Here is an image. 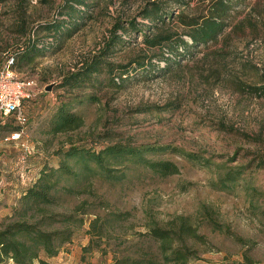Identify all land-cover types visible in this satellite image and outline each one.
Masks as SVG:
<instances>
[{
  "label": "rangeland",
  "instance_id": "374dc122",
  "mask_svg": "<svg viewBox=\"0 0 264 264\" xmlns=\"http://www.w3.org/2000/svg\"><path fill=\"white\" fill-rule=\"evenodd\" d=\"M149 1L160 2L171 14L164 25L149 27L141 18L139 11ZM186 1L188 6L172 0H105L72 35L60 37L35 29L60 18L64 0H0V69L7 56L16 61L29 40L52 43L31 65L16 67L17 76L31 83L23 102L28 122L22 139L5 141L19 128L10 118L0 121V228L18 219L14 214L21 209L23 192L43 168L58 167L59 153L70 146L98 151L109 144H169L210 162L197 166L168 151L145 156L177 166L178 173L165 178L127 164L108 166L119 181L97 172L80 176L69 183L72 195L61 194L57 203L29 212L30 223L57 214L82 219L81 225H43L46 231L70 228L72 241L55 257L41 255L43 263L34 264H113L116 258L158 257V244L148 230L178 231L181 221L197 235L181 244L198 263L264 264V0H248L236 17L243 21L242 31L230 32L209 49H191L166 73L156 72V66H165L158 59L151 71L130 73L122 83L116 73L117 67L152 52L140 34L118 31L121 42L112 39L114 26L127 28L134 22L147 26L150 31L144 29V34L149 36L166 31L180 35L177 17L203 16L211 0ZM95 58L112 71L103 66L89 87H60L64 77ZM63 105L83 124L51 134V118ZM235 170H242V176L228 191L212 187ZM173 245L180 244L176 240Z\"/></svg>",
  "mask_w": 264,
  "mask_h": 264
},
{
  "label": "trees",
  "instance_id": "16d2710c",
  "mask_svg": "<svg viewBox=\"0 0 264 264\" xmlns=\"http://www.w3.org/2000/svg\"><path fill=\"white\" fill-rule=\"evenodd\" d=\"M40 3H49L50 0H38ZM105 0H64L60 7V18L46 21L39 24L36 31H43L48 35L70 36L84 22L90 18V12L99 7ZM176 4L188 6L186 0H172ZM249 6L248 0H211L205 8L206 14L199 17L188 18L183 14L177 17V25L182 28L180 35L166 31L156 35L144 34V29L148 32L147 26L129 22L128 27L124 28L117 24L114 26V39L121 42V36H116L118 31L128 35V31L142 36V43L146 49L152 52L151 56H143L142 60L133 61V64L121 65L117 67L116 73H119V80L122 83L124 77L130 73L151 71L153 60L158 59L164 62L165 66L159 69L156 66V72L166 73L170 65H179L180 60L187 56L189 51L202 47L209 49L210 46L225 41L229 33L240 32L243 30L242 19L236 22L241 10ZM141 18L148 23L149 27L155 24H165V19L169 17L164 6L158 1H149L140 11ZM155 28V27H154ZM230 29V30H229ZM229 30V31H228ZM58 36V37H59ZM51 37V36H50ZM186 38L188 41H186ZM190 42V43H189ZM52 43L41 44L38 41L30 40L21 46L18 52L17 62L14 69L20 66L31 65L35 58L40 55ZM181 50V52H180ZM200 51V50H199ZM203 51V50H201ZM192 54V52H191ZM190 54V55H191ZM165 55H167L165 57ZM14 57V56H13ZM15 59V57H14ZM104 65L101 59H93L77 73L70 74L63 78L61 88L68 90H77L96 83L97 78L93 76L100 75L105 67L106 72L112 71ZM104 66V67H103ZM146 71V72H145ZM113 81V80H112ZM88 86V87H89ZM83 124L79 115L72 113L67 105L60 106L51 118V134L64 133L70 130H76ZM178 153L183 159L197 166H204L210 162L201 159L192 153H182L177 148L168 145H140L132 147L130 145L109 144L101 149L93 150L84 147L70 146L64 152L59 153L60 158L58 167L43 168L39 173L35 184L26 189L19 200L20 211L15 212L16 221L7 222L0 228V264H34L42 262L41 255L52 258L64 245L71 243L72 230L66 228L63 230L46 231L41 227L43 225L51 226L53 223L66 225H81L82 219L74 215H51L44 217L43 221L30 223L28 221L29 212L33 208L49 207L58 201L59 195H72L73 187L69 184L76 181L80 176H95L96 172L103 178L112 181L122 179L113 174L110 165H137L148 170L153 176L162 178L178 173L177 166L171 161L149 160L146 154H162L166 152ZM94 166V169L92 168ZM261 166L264 167V157H262ZM77 168V171H76ZM79 168V171H78ZM242 170L229 171L224 176H220L212 187L217 190L228 191L229 188L241 179ZM63 183V185H61ZM78 210V209H77ZM115 219H121V215H113ZM46 221V222H45ZM94 227V226H93ZM147 236L158 244L159 256L154 257L150 254H142L137 258L115 259L113 264H200L195 253L186 249L183 243L184 238H196L192 226L186 221H181L178 231H168L161 228L152 227L148 230ZM178 240L179 246L173 243ZM222 264V263H220Z\"/></svg>",
  "mask_w": 264,
  "mask_h": 264
},
{
  "label": "built area",
  "instance_id": "2783aa9c",
  "mask_svg": "<svg viewBox=\"0 0 264 264\" xmlns=\"http://www.w3.org/2000/svg\"><path fill=\"white\" fill-rule=\"evenodd\" d=\"M5 61L0 69V121L8 118L15 121L19 129L7 135L5 141L19 142L28 122L23 102L29 98L27 89L31 83L17 76L13 56H7Z\"/></svg>",
  "mask_w": 264,
  "mask_h": 264
}]
</instances>
